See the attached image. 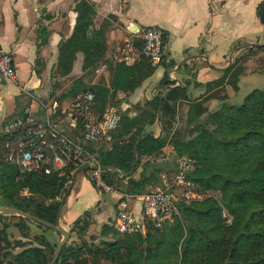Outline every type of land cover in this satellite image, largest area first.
Masks as SVG:
<instances>
[{
	"label": "trees",
	"instance_id": "16d2710c",
	"mask_svg": "<svg viewBox=\"0 0 264 264\" xmlns=\"http://www.w3.org/2000/svg\"><path fill=\"white\" fill-rule=\"evenodd\" d=\"M75 11L73 31L59 45L56 69L61 74H68L77 53L82 54V71H93L98 64L109 59L107 67L111 76L108 86H86L78 81L68 91L74 97L79 92L90 90L94 94L92 111L101 115L118 91H134L153 74L156 66L141 54L140 35L133 40L138 51L135 62L127 65L117 61L113 65L112 59L107 57V21L95 28V9L87 0L79 1ZM257 16L264 25V0L257 5ZM258 48L263 49L264 44ZM232 67L233 63L211 81H194L195 86L210 88L229 78L234 82L236 74L230 73ZM190 80L189 77L182 85L168 87L173 83L164 74L158 82L156 94L143 104L135 105L133 115L119 113L120 124L112 133L111 148H106L102 142L97 151L100 163L106 168L103 178L108 183L118 189L116 183L124 182L119 191L142 194L164 188L161 176L167 169H172H164L150 158L163 153V147L169 144L174 150V157L170 160L181 155L196 159V168L188 178L206 196L202 200L190 201L180 198L177 201L178 219L164 222L160 239L153 244L149 243L159 229H154L152 222L148 221L145 234L122 233L126 238L117 242L105 238L100 243L83 240L78 248L67 247L65 243L55 264H102V259L116 264H264V86L253 89L240 104L222 105L200 119L206 111L202 101L207 96L190 97L187 93ZM181 100L188 102L187 121L183 127L177 128V102ZM159 106L162 131L155 137L149 128L157 122ZM9 140L8 136H0L2 206L16 207L55 223L62 202L57 197L68 189L64 187L66 178L55 173L45 176L20 171L18 165L5 161V144ZM134 161L136 164L127 175ZM138 167L141 170L135 176ZM114 170L122 176L115 174ZM150 184L156 187L148 190ZM24 189L28 191L26 196L20 194ZM210 190L216 191L217 196L208 195ZM171 191L177 192V188L171 187ZM103 197L110 199L108 195ZM224 209L232 218L230 224H226L222 217ZM89 212L85 210L83 214L87 217ZM77 221L79 234L83 235L89 222L84 220L80 225L82 219ZM28 222L49 230L22 216L0 214V243H7L6 229L9 226H27ZM107 229L110 225H103L102 235ZM131 235H136L140 242H146L145 247L136 248ZM38 239L43 242L41 237ZM43 243L49 244L47 241ZM43 243L20 252L17 256L20 264H49L57 244L47 251ZM2 250L0 245V252ZM133 253L137 254L135 259L132 258ZM6 255L0 253V264Z\"/></svg>",
	"mask_w": 264,
	"mask_h": 264
},
{
	"label": "crops",
	"instance_id": "0c3cea01",
	"mask_svg": "<svg viewBox=\"0 0 264 264\" xmlns=\"http://www.w3.org/2000/svg\"><path fill=\"white\" fill-rule=\"evenodd\" d=\"M79 1L81 0H0V50L12 54L16 69L13 80L0 77V133L5 122L20 115L23 117L25 110L39 114L41 101L47 103L56 99L54 95L49 100L41 98L38 100L39 107L34 111L30 109V91L41 86L42 76L48 66L52 67L54 63L56 66L59 45L73 31L77 16L75 6ZM87 1L95 9V28L107 21V57L112 61L114 54H111L113 51L108 47L115 41L129 38L134 40L151 26H158L163 30L162 59L153 74L134 91L119 92L124 95V103L127 106L133 103L134 108L137 102L149 99L150 93L156 94L158 82L164 74L173 83L168 87L182 85L190 77L187 93L190 97H197L201 91L192 87L191 82L204 83L218 78L230 65L231 57L247 47L257 49L264 44V25L257 16V5L262 0ZM78 61L81 67V53H78ZM105 72L109 76V85L111 73L108 67ZM177 106L178 109L188 107V102L178 101ZM134 113L135 110L131 115ZM159 120L149 128L154 129L155 137L162 131ZM162 150L170 159L174 157L171 145H165ZM160 165L164 169L171 167L172 170L167 169L166 177L173 176L177 171L174 160ZM140 170L141 167H138L135 176H138ZM89 181L96 195L91 199H67V211L61 210V220L66 215L74 218L81 211L106 201L103 202L104 214H110L111 224L114 223V197L101 199L104 197L90 179ZM130 204L136 211L139 209L137 201H130Z\"/></svg>",
	"mask_w": 264,
	"mask_h": 264
},
{
	"label": "built area",
	"instance_id": "2783aa9c",
	"mask_svg": "<svg viewBox=\"0 0 264 264\" xmlns=\"http://www.w3.org/2000/svg\"><path fill=\"white\" fill-rule=\"evenodd\" d=\"M139 35L141 54L152 66H158L162 59L163 30L151 26ZM136 57L133 42L129 40L120 43L114 54L116 61L127 65L134 63ZM106 68L107 64L103 62L96 67L95 73ZM15 76L12 54L0 50V77L13 80ZM93 103L94 94L87 90L77 93L65 103L56 99L47 103L41 101L39 114L25 110L23 117L5 122L0 133V136L10 138L5 144V161L18 165L21 171L64 176V186L83 171L101 196L114 197V227L120 233H145L148 221L152 222L154 229H159L164 222L179 217L177 201L180 198L186 201L200 200L195 198L200 196L201 191H197L194 182L188 178L196 168V159L189 155L175 157L176 173L171 177L162 175L164 188L153 192L126 193L108 183L103 178L106 168L100 163L96 150L92 149L102 142L111 148L112 133L119 127L120 114L115 107L109 106L101 115H97L92 111ZM150 160L163 163L169 161L170 157L158 153ZM179 186V193L171 191V187ZM20 194L28 195L27 189ZM130 201L138 202L137 211Z\"/></svg>",
	"mask_w": 264,
	"mask_h": 264
},
{
	"label": "rangeland",
	"instance_id": "374dc122",
	"mask_svg": "<svg viewBox=\"0 0 264 264\" xmlns=\"http://www.w3.org/2000/svg\"><path fill=\"white\" fill-rule=\"evenodd\" d=\"M128 40L133 42V40L130 38ZM124 41L125 40L115 41L112 45L108 47V49L110 48L112 51L116 52L118 50L120 43ZM257 50L258 48L253 49V48L247 47L244 51L242 50L236 56L231 57L230 64L233 63V67L231 70L232 72L230 73L236 74V80L234 82H230L229 81L230 78L226 80L224 79V82L221 85H218V86L212 85L210 86V88L209 87L203 88L202 86L196 87L195 86L196 83L192 82V87H195L197 88L196 90L201 91L199 95L204 94L205 97L207 96L202 101V105L206 108V111L201 114L200 119H204L209 114V112H213L217 110L222 105L240 104L243 101L244 97L249 92H251L255 88H261L264 86V48L260 49V51H257ZM135 51L138 57V51L136 49ZM162 54H163V44H162ZM108 61L109 59L106 60L105 62L107 63ZM116 62L117 61L114 59L111 63H113L114 65V63ZM53 65L55 66V63L52 64V67L48 66L46 68V72L42 76V79H41V86L30 91L31 111H34L35 109L39 107L38 100L41 98H43L44 100H49L50 97L54 95L56 96V100H58L59 102L61 101H63L64 103L67 102L68 100L72 98V96L69 95L68 91L71 89V87L74 86L75 82L80 81L86 86H94V85L107 86L108 85L109 76L107 72L104 73L105 70L99 73H95V69L99 64L95 67V69H93V71H88V70L82 71L81 67L79 66L78 53H77L76 59L73 62L72 69L68 74L64 75V74H61L60 72H57L56 66L53 67ZM119 92H122V91H118L116 96L112 100H110L106 106L115 107L120 114H122L123 112H128L131 115L132 111L134 112V110H136L134 108L133 103L132 104L129 103L130 105L127 106L123 101L124 95ZM152 96L153 94L150 93L149 97L151 98ZM144 101H146V99ZM144 101L137 102V103L143 104ZM187 111H188V107H181L178 109L179 117H178V122H177V128L183 127L186 124ZM20 114L21 113H19V115ZM71 136L73 137V134H71ZM112 140H114V137H112ZM99 147L100 145L95 146L94 150H96V153L100 160L99 153L97 151ZM20 171H21V168H20ZM88 178L89 177L83 171H80L77 173L74 179V183L71 186V192L67 194V196L64 199V202L63 203L61 202L59 205L60 212L61 210L67 211V206L65 205L67 199H73V200L74 199H91L92 197L96 195V191L93 188V185L90 183ZM70 183L71 181L67 184V186H64V187H69ZM123 184L124 182H121V183L117 182L116 183L117 188L122 189ZM155 187H156L155 184H150L148 186V190H153ZM180 190H181V187L179 186L177 188V193H179ZM207 194L212 195V196H217L216 191H212V190H210ZM64 196H65V191L61 193L57 197V199L61 201ZM205 196L206 194L200 192V196L195 199L202 200ZM101 199H106V198H101ZM187 201H190V200H187ZM103 202H101V204H95L93 207L87 208L86 210L90 211L87 217L83 214L85 210L81 211L80 214H77L76 216H74V218L68 217L66 215L63 221L61 220V214H59V219H58L59 224L66 231L70 232V235L66 241L67 247L78 248V246L81 245L83 240H86L87 242L100 243L101 239H104V238L112 242L113 241L117 242L121 239L126 238L125 235H123L122 233L118 232L115 229L114 223L111 224L110 214H107V215L104 214ZM64 205L66 209L64 208ZM1 206H2V202L0 200V207ZM110 207L112 208V205H110ZM222 217L225 218L226 224H230L232 222V218L226 215L225 209L223 210ZM78 219L79 220L82 219L80 225L83 223L84 220L89 222V226L83 235L79 234L80 230L78 231V223L77 225L75 224V222ZM176 219H178V217H175L170 222ZM105 224H109L110 229L109 230L107 229V231H104V234L102 235L103 225ZM160 229L161 228H159V232L154 234V237L153 239H151L150 241L151 243L149 244H153L157 239H160L159 236H161V233L163 232ZM141 234H145V233H141ZM6 237H7V243L5 241H2L0 243L3 249L0 253H7L6 257L3 256L1 259L3 262L2 264H8V262L12 264H20L21 262H19L17 259V256L20 252H23L26 249H29V247L38 246L39 244L42 245L44 241H47L49 244L45 245L43 243L44 244L43 246L45 247L43 248L46 249L47 251H50L51 247L55 246V244H57L60 241V239L62 238V235L59 232H56L55 230L53 231L51 229L46 230L45 228L39 227L37 224L33 222H28L27 226L26 225L25 226H22V225L9 226L6 229ZM38 237L42 238V241H43L42 243H40L41 240H39ZM131 237L133 238L132 244L136 246V248L138 249H143L145 245L147 244L146 242L138 241V239L136 238V235H131ZM122 249L124 250V246H122ZM136 257H137V254L133 253L132 258L135 259ZM101 263L102 264H116L114 262L112 263L104 259L101 260Z\"/></svg>",
	"mask_w": 264,
	"mask_h": 264
},
{
	"label": "water",
	"instance_id": "95a60500",
	"mask_svg": "<svg viewBox=\"0 0 264 264\" xmlns=\"http://www.w3.org/2000/svg\"><path fill=\"white\" fill-rule=\"evenodd\" d=\"M157 119L158 120L160 119V106L158 107V111H157ZM136 144H137V142L134 144V149L136 147ZM134 151H135V154H137V151L136 150H134ZM135 164H136V161H134L132 163L131 168H130L129 172L127 173V175L132 172ZM114 172H115V174L120 175V172L118 170H114ZM72 184H73V181L71 182L70 186L68 187V189H67V191L65 193V196L62 199V203L64 202V199H65L66 195L68 193H70V189H71ZM0 214H13V215H17V216H22L24 218L31 219V220L37 222L38 224H41V225H43V226H45V227H47L49 229H53V230L59 232L62 235V238L57 243V245H56V247L54 249L52 258H51L50 263H49V264H55V262L58 259L59 254L61 252V249H62L63 245L66 243V241H67V239L69 237V232L66 231L64 228H62L61 225L58 222L60 210H58V212H57V219H56L55 223L49 222V221H47L45 219H42V218H40V217H38L36 215H33L30 212L24 211L22 209H18L16 207H3V206H1L0 207Z\"/></svg>",
	"mask_w": 264,
	"mask_h": 264
}]
</instances>
